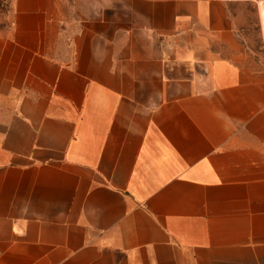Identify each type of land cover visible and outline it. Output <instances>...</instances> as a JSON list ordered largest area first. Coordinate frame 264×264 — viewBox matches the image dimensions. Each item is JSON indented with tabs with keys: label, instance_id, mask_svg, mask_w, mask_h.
<instances>
[{
	"label": "crops",
	"instance_id": "obj_1",
	"mask_svg": "<svg viewBox=\"0 0 264 264\" xmlns=\"http://www.w3.org/2000/svg\"><path fill=\"white\" fill-rule=\"evenodd\" d=\"M248 5L0 0V264H264Z\"/></svg>",
	"mask_w": 264,
	"mask_h": 264
},
{
	"label": "rangeland",
	"instance_id": "obj_2",
	"mask_svg": "<svg viewBox=\"0 0 264 264\" xmlns=\"http://www.w3.org/2000/svg\"><path fill=\"white\" fill-rule=\"evenodd\" d=\"M248 10L251 12V18L247 16V22L251 30L246 31V35L250 42H248L249 44L247 45L249 60H247L246 66L252 70L264 71V44L261 43L260 29L255 20V10L253 6L248 5Z\"/></svg>",
	"mask_w": 264,
	"mask_h": 264
}]
</instances>
